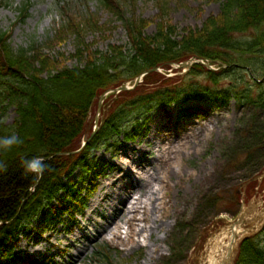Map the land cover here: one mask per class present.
Masks as SVG:
<instances>
[{"label":"rangeland","instance_id":"374dc122","mask_svg":"<svg viewBox=\"0 0 264 264\" xmlns=\"http://www.w3.org/2000/svg\"><path fill=\"white\" fill-rule=\"evenodd\" d=\"M0 1V27L8 30L14 48L53 36L62 22L61 6L67 2L73 14L97 13L106 26L104 31L85 33L90 51L105 52L128 41L122 21L100 8L97 0ZM27 1L28 15L17 21L19 7ZM168 1L125 4L128 16L146 21V34L157 31L162 12L183 35L217 16L223 0ZM78 41L72 36L50 50L59 58L58 67L85 63L71 56L77 53ZM187 69L172 64L159 70L167 79L178 78L166 82L172 83L180 81ZM198 102L210 108L206 115L183 118L176 107L165 105L148 116L151 119L134 140L120 136L117 145L95 148L93 167L85 174L78 168L65 181L85 204L77 205L72 192L61 191L54 204L64 203L60 215L48 214L46 222L38 217L28 235L14 241L15 253L1 261L27 264L45 255L60 264H209L228 239L226 221L236 218L242 198L245 203L258 196L264 200V178L250 180L264 168V112L251 104L239 105L236 99L221 106H212L205 98ZM96 113L97 107L93 118ZM16 116L10 107L5 122L13 123ZM234 193L239 195L237 202ZM40 223L55 224L56 230L39 229L43 235L36 238Z\"/></svg>","mask_w":264,"mask_h":264},{"label":"trees","instance_id":"16d2710c","mask_svg":"<svg viewBox=\"0 0 264 264\" xmlns=\"http://www.w3.org/2000/svg\"><path fill=\"white\" fill-rule=\"evenodd\" d=\"M127 1L136 0H97L100 8L122 21L128 34L125 45L110 46L105 52L90 51L84 42L86 32L104 31L99 15L81 12L78 17L68 2L61 6L62 22L42 43L29 41L14 48L8 30L0 27V136L17 133L24 141L11 152L0 151V159L8 163V170L0 174V256L12 255L14 241L28 235L38 217L44 214L46 222L48 212L60 215L64 203L54 204L61 191L72 192V201L81 204L65 181L78 168L85 174L93 167L95 159L90 158L95 148L117 145L120 136L137 138L159 107L175 104L181 113H194L208 108L184 103L205 98L212 106H221L236 99L239 105L251 104L264 112V0H223L217 16L183 35L162 12L157 31L146 34V21L128 16ZM30 6L29 1L20 5L17 21L25 19ZM72 36L80 46L71 56L85 63L58 67L59 58L50 50ZM193 56L207 58L220 68L195 64L172 83L166 82L178 78L167 79L153 71L135 89L110 94L103 104L99 131L77 151L92 133L94 110L103 91L153 67H169ZM10 107L17 116L7 124ZM33 156H43L48 165L38 181L24 172L23 160ZM237 196L233 194L234 201ZM236 264H264V229L243 240Z\"/></svg>","mask_w":264,"mask_h":264},{"label":"water","instance_id":"95a60500","mask_svg":"<svg viewBox=\"0 0 264 264\" xmlns=\"http://www.w3.org/2000/svg\"><path fill=\"white\" fill-rule=\"evenodd\" d=\"M200 63L212 68L209 60L199 57H192L189 60L183 61L179 64L181 67L190 68L193 64ZM159 67H154L146 72L138 75L135 78L134 85L130 86L129 84H124L119 87L110 88L104 91L98 101L97 113L95 116V127L92 135L89 139L83 143V147L87 144L89 140L95 135L98 130V123L102 116V104L105 96L108 94L115 92L118 93L122 90H129L137 86L142 78L151 71H157ZM82 148V147H81ZM69 153V152H68ZM264 178V170L256 175L251 181L258 180L261 181ZM246 185V184H245ZM226 231L230 239L227 242V245L224 247V243H221L224 252H220V255H214V262L216 264H235V259L240 250V244L242 241L250 236L256 235L261 229L264 227V200L258 196L253 201H249L248 204L245 203V199H243L242 207L234 220L226 221ZM230 233V234H229ZM220 250V249H219ZM218 250V251H219ZM216 251V253L218 252ZM215 253V254H216Z\"/></svg>","mask_w":264,"mask_h":264},{"label":"clouds","instance_id":"9594fccd","mask_svg":"<svg viewBox=\"0 0 264 264\" xmlns=\"http://www.w3.org/2000/svg\"><path fill=\"white\" fill-rule=\"evenodd\" d=\"M24 143L22 137L17 133L0 136V151L11 152L15 147ZM25 174H33V179L38 181L42 178L48 165L45 163L43 156H33L23 160ZM8 170V163L4 159H0V174Z\"/></svg>","mask_w":264,"mask_h":264},{"label":"bare ground","instance_id":"6f19581e","mask_svg":"<svg viewBox=\"0 0 264 264\" xmlns=\"http://www.w3.org/2000/svg\"><path fill=\"white\" fill-rule=\"evenodd\" d=\"M230 234V233H229ZM230 239V236H228V239L226 240V242H224V247L227 245V242H228V240ZM220 249V250H219ZM219 250V251H218ZM218 252L216 253V254H213L212 255V257H211V261H210V263L209 264H216L215 262H214V255H220L221 253L220 252H224V249L222 248V246H219V248H218Z\"/></svg>","mask_w":264,"mask_h":264}]
</instances>
